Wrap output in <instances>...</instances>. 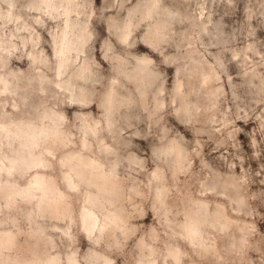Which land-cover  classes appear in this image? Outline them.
<instances>
[{"label":"clouds","instance_id":"9594fccd","mask_svg":"<svg viewBox=\"0 0 264 264\" xmlns=\"http://www.w3.org/2000/svg\"><path fill=\"white\" fill-rule=\"evenodd\" d=\"M0 264H264V0H0Z\"/></svg>","mask_w":264,"mask_h":264}]
</instances>
